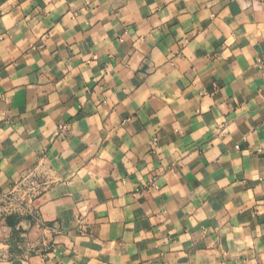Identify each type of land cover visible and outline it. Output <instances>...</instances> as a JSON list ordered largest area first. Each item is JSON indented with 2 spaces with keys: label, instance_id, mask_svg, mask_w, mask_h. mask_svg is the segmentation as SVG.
<instances>
[{
  "label": "clouds",
  "instance_id": "obj_1",
  "mask_svg": "<svg viewBox=\"0 0 264 264\" xmlns=\"http://www.w3.org/2000/svg\"><path fill=\"white\" fill-rule=\"evenodd\" d=\"M0 264H264V0H0Z\"/></svg>",
  "mask_w": 264,
  "mask_h": 264
}]
</instances>
